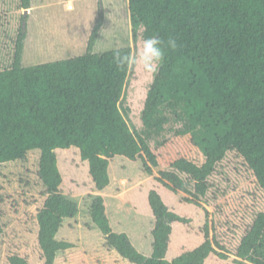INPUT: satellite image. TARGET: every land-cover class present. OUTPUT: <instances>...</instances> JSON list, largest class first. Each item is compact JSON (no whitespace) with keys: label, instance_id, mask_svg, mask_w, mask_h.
<instances>
[{"label":"trees","instance_id":"16d2710c","mask_svg":"<svg viewBox=\"0 0 264 264\" xmlns=\"http://www.w3.org/2000/svg\"><path fill=\"white\" fill-rule=\"evenodd\" d=\"M32 3L20 0L26 10ZM128 6L135 40L142 27L147 38L156 36L165 42L162 64L145 101L143 126L159 131L157 118L166 107L176 119L186 120L182 133L189 137L183 154L162 156L174 170L176 184L160 177L156 181L173 193L176 185L187 191L194 198L183 200L207 214L199 200L207 196L208 180L217 164L235 152L264 190V0H128ZM28 16L22 17L11 66L0 70V165L38 151L37 176L45 198L36 211L39 262L18 252L7 261L56 264L59 255L76 247L59 239L58 233L65 220L78 213L77 202L62 191L64 176L57 150L77 149L98 191L109 186V167L115 157L141 162L143 173L152 175L161 155L142 135L131 131L120 109L132 65L131 48L93 51L104 11L99 9L86 53L25 66ZM169 39L175 40V48L168 46ZM117 52L128 62L120 64ZM191 184L193 191L187 188ZM148 203L155 222L151 254L145 255L126 232L113 229L104 196L92 198L94 226L131 264H205L212 255L228 259V252L238 264H264V211L245 227L232 252L216 239L207 216L202 243L169 260L173 226L190 225L193 216L170 209L155 189L149 191Z\"/></svg>","mask_w":264,"mask_h":264},{"label":"rangeland","instance_id":"374dc122","mask_svg":"<svg viewBox=\"0 0 264 264\" xmlns=\"http://www.w3.org/2000/svg\"><path fill=\"white\" fill-rule=\"evenodd\" d=\"M99 9L104 11V23L93 51L130 47L132 58L136 57L147 37L141 27L134 39L128 0H33L28 11L21 8L20 0H0V70L12 64L23 15H29L23 65L30 66L86 53ZM161 64L155 72H150L132 62L120 102L131 131L142 135L152 150L161 155L160 164L153 168L152 175L143 173L141 162L115 157L109 167L110 184L104 191H98L78 150H57L64 176L62 191L77 202L78 213L65 220L58 233L59 239L74 242L76 247L66 255H59L56 264H131L106 243L92 222L90 206L97 194L105 198L113 229L126 232L134 247L145 255L151 254V231L155 222L148 203L151 189L158 191L170 209L192 215L190 225L173 226L167 253L169 260L202 243L207 216L214 225L216 239L232 252L241 241L245 227L258 212L264 211V190L235 152L217 164L208 180L207 196L199 200L207 214L202 207L183 200V197L194 198L187 191L176 185L177 192L173 193L156 181L155 177H160L172 186L176 184L175 172L164 164L162 156L183 154L189 142L188 135L182 133L186 120L176 119L170 108L160 110L159 131L143 126L147 94ZM171 147L173 151L169 150ZM39 156L38 151H31L24 160L0 165V226L3 229L0 264H9L7 258L15 252L26 255L33 263L39 262L36 211L45 198L44 187L37 176ZM187 188L193 191V184ZM227 254L229 257L225 260L212 255L205 264H238L236 256Z\"/></svg>","mask_w":264,"mask_h":264},{"label":"clouds","instance_id":"9594fccd","mask_svg":"<svg viewBox=\"0 0 264 264\" xmlns=\"http://www.w3.org/2000/svg\"><path fill=\"white\" fill-rule=\"evenodd\" d=\"M164 43L156 36L146 38L143 42L142 51L138 52L136 57L131 58V62L142 65L145 71L155 72L165 54ZM167 44L171 48L176 47V42L173 39H169ZM116 58L120 64H124L129 60V58L121 56L119 52L116 53Z\"/></svg>","mask_w":264,"mask_h":264},{"label":"water","instance_id":"95a60500","mask_svg":"<svg viewBox=\"0 0 264 264\" xmlns=\"http://www.w3.org/2000/svg\"><path fill=\"white\" fill-rule=\"evenodd\" d=\"M26 11H28V10H26Z\"/></svg>","mask_w":264,"mask_h":264},{"label":"crops","instance_id":"0c3cea01","mask_svg":"<svg viewBox=\"0 0 264 264\" xmlns=\"http://www.w3.org/2000/svg\"><path fill=\"white\" fill-rule=\"evenodd\" d=\"M29 10V9H28Z\"/></svg>","mask_w":264,"mask_h":264}]
</instances>
